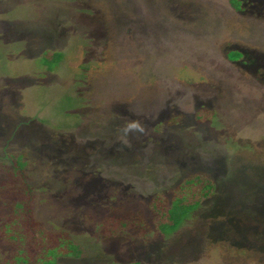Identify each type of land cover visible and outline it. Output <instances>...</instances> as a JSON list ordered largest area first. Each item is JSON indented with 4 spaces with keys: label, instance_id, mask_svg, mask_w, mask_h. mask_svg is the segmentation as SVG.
I'll list each match as a JSON object with an SVG mask.
<instances>
[{
    "label": "rangeland",
    "instance_id": "1",
    "mask_svg": "<svg viewBox=\"0 0 264 264\" xmlns=\"http://www.w3.org/2000/svg\"><path fill=\"white\" fill-rule=\"evenodd\" d=\"M230 43L264 52V18L238 14L229 0H0V159L18 142L34 146L1 197L24 199L4 220L18 221L30 257L56 236L36 239L21 178L42 197L45 217L57 204L46 187L67 189L72 173L85 253L66 264H103L111 245L84 228L82 205L142 208L204 171L216 183L212 198L172 235L128 255L146 264H264V83L227 61ZM45 49L63 53L50 71L39 61ZM202 108L214 115L200 123ZM171 113L182 118L168 124ZM18 122L27 130L5 141ZM133 122L143 131L128 129ZM47 134L57 148L33 141Z\"/></svg>",
    "mask_w": 264,
    "mask_h": 264
},
{
    "label": "trees",
    "instance_id": "2",
    "mask_svg": "<svg viewBox=\"0 0 264 264\" xmlns=\"http://www.w3.org/2000/svg\"><path fill=\"white\" fill-rule=\"evenodd\" d=\"M229 4L238 14L244 17L264 18V0H229ZM95 30L94 34L98 32V29ZM62 56L63 53L61 51L45 49L41 52L39 61L46 64V69L50 71L60 62ZM224 56L227 61L243 68L256 81L264 83V52L253 48H244L237 43H230L224 48ZM82 79L85 80V77L83 76ZM203 109L197 110L195 115L196 120H199L200 123L202 120V122H207L209 120L206 118L208 115H214V110L205 109L204 111ZM84 111L85 109H82L81 115ZM181 118L180 114L171 113L168 124H175ZM24 122H27V120ZM40 124L42 122L39 120L33 123L34 126ZM25 125L27 124L15 123L13 128L4 136L5 141L10 138L18 141L16 136L21 131L27 130ZM160 126L156 127L157 130ZM24 138L29 139L25 136ZM36 140L41 144L46 143L53 147H58L55 134L33 138L34 142ZM28 142L26 143L27 145L25 142H18L14 147L17 148L19 146V150L4 152V159H0V264H66L67 261H78L85 253V248L79 236L81 232H75L77 226L73 224V213L75 210H79L80 204L73 201L75 196H80V193L78 186L73 180L74 176L72 173H68L65 176L66 178H63V181H66L65 185H68L67 189L62 190L64 195L62 191H52L46 187L49 190V197H54L57 200V204L55 207H46L45 215L49 214L48 211L55 212L57 214L56 217L60 218L58 227H54V223L48 221L45 218L46 216L39 215L40 206H38V203L42 197L31 190L25 179H19L21 186L24 185V188L21 187L20 190L29 197L27 211L31 215L32 222L37 225L36 239L38 238L41 245L44 243L46 236L53 233L56 236L54 244L50 246L41 245L34 256L30 257L25 247L27 237L23 235L20 227H18V221L13 216L4 220L5 215H7L5 211L7 207L10 206V211L14 214H18L24 208V199L10 202L9 200H3L1 193L6 187L10 188L5 185L4 181L6 178L16 177L27 170V156L29 150L34 147L32 142ZM47 176L50 178V174H47ZM81 179L83 180V177ZM215 192L216 183L214 177L208 172L195 171L179 180L169 196L159 193L149 196L142 208L127 206L116 201L103 203V209H97L93 205L83 207L81 204L82 213L80 217H82L84 228L89 230L96 240L101 239V242L97 241L98 243L106 242L104 243L105 245H111L110 252L112 256L103 264H146L138 257L129 256L128 247H144L158 238L164 239L172 235L186 218L207 200L211 199Z\"/></svg>",
    "mask_w": 264,
    "mask_h": 264
},
{
    "label": "clouds",
    "instance_id": "3",
    "mask_svg": "<svg viewBox=\"0 0 264 264\" xmlns=\"http://www.w3.org/2000/svg\"><path fill=\"white\" fill-rule=\"evenodd\" d=\"M128 129H139L140 131H143V129L140 128V126L137 123H135V122L129 124L128 125Z\"/></svg>",
    "mask_w": 264,
    "mask_h": 264
}]
</instances>
